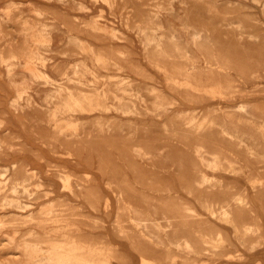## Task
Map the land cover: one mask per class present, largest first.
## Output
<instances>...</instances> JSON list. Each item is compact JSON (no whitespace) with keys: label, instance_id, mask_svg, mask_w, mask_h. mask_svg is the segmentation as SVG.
<instances>
[{"label":"rangeland","instance_id":"obj_1","mask_svg":"<svg viewBox=\"0 0 264 264\" xmlns=\"http://www.w3.org/2000/svg\"><path fill=\"white\" fill-rule=\"evenodd\" d=\"M0 180V264H264V0H0Z\"/></svg>","mask_w":264,"mask_h":264},{"label":"bare ground","instance_id":"obj_2","mask_svg":"<svg viewBox=\"0 0 264 264\" xmlns=\"http://www.w3.org/2000/svg\"><path fill=\"white\" fill-rule=\"evenodd\" d=\"M0 183H1V180H0ZM7 242V241H6ZM4 244V243H3ZM15 255V254H14ZM48 261L47 262H52L50 264H68L69 262H71V255L69 254V252H62L59 254V256L56 258V257H49L47 258ZM57 261V262H56ZM40 263H42L41 261H39ZM54 262V263H53ZM143 264H149L147 261H143Z\"/></svg>","mask_w":264,"mask_h":264}]
</instances>
